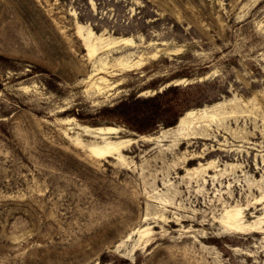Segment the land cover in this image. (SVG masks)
<instances>
[{
	"label": "rangeland",
	"instance_id": "rangeland-1",
	"mask_svg": "<svg viewBox=\"0 0 264 264\" xmlns=\"http://www.w3.org/2000/svg\"><path fill=\"white\" fill-rule=\"evenodd\" d=\"M0 264H264V0H0Z\"/></svg>",
	"mask_w": 264,
	"mask_h": 264
},
{
	"label": "bare ground",
	"instance_id": "bare-ground-1",
	"mask_svg": "<svg viewBox=\"0 0 264 264\" xmlns=\"http://www.w3.org/2000/svg\"><path fill=\"white\" fill-rule=\"evenodd\" d=\"M124 43L130 44V39H124ZM88 52L90 55H94L97 51L100 50L97 49L93 44L88 43L87 45ZM135 64V63H134ZM138 64V63H137ZM128 67H132V65H127ZM138 66V65H136ZM135 68V67H134ZM224 107L223 104L217 103L213 105L205 106L204 108L200 109H192L188 110L184 115L181 116V118L178 120L177 125L168 127L163 129L164 134L170 133L171 130L176 131L180 137H186L188 134H190L191 131H193L194 124L195 127L198 128L199 125L196 126V124L201 123L202 126H205L203 124L207 122H213L216 119V116L219 114V110ZM97 132L100 134H117L119 133V128L115 125L107 126V127H97ZM143 140L149 141L152 136L147 135H141L140 136ZM127 140H118V141H107L102 145L101 147H95L93 150L97 155L99 156H113L118 159L120 157L121 151L124 150L126 145L128 144ZM228 214V213H227ZM240 215V212L236 213H230L228 214V220L232 221L235 218H237ZM227 220V221H228ZM227 223V222H225ZM232 225V223H229Z\"/></svg>",
	"mask_w": 264,
	"mask_h": 264
},
{
	"label": "trees",
	"instance_id": "trees-1",
	"mask_svg": "<svg viewBox=\"0 0 264 264\" xmlns=\"http://www.w3.org/2000/svg\"><path fill=\"white\" fill-rule=\"evenodd\" d=\"M177 125V124H176Z\"/></svg>",
	"mask_w": 264,
	"mask_h": 264
}]
</instances>
